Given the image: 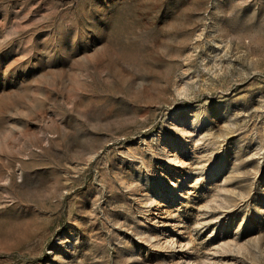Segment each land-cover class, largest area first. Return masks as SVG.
<instances>
[{"label": "rangeland", "instance_id": "374dc122", "mask_svg": "<svg viewBox=\"0 0 264 264\" xmlns=\"http://www.w3.org/2000/svg\"><path fill=\"white\" fill-rule=\"evenodd\" d=\"M0 264H264V0H0Z\"/></svg>", "mask_w": 264, "mask_h": 264}]
</instances>
